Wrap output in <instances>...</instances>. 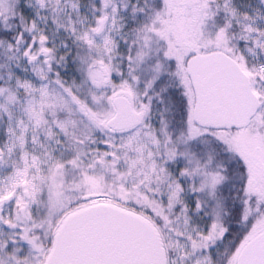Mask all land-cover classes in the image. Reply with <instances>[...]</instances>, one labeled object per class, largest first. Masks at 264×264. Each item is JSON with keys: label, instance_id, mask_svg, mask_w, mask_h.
<instances>
[{"label": "snow or ice", "instance_id": "1", "mask_svg": "<svg viewBox=\"0 0 264 264\" xmlns=\"http://www.w3.org/2000/svg\"><path fill=\"white\" fill-rule=\"evenodd\" d=\"M0 264H264V0H0Z\"/></svg>", "mask_w": 264, "mask_h": 264}]
</instances>
